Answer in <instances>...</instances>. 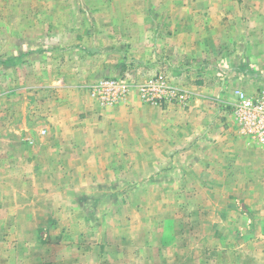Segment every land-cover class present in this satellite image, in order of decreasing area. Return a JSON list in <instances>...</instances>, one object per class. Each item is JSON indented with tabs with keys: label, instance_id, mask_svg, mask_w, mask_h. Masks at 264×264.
<instances>
[{
	"label": "rangeland",
	"instance_id": "obj_1",
	"mask_svg": "<svg viewBox=\"0 0 264 264\" xmlns=\"http://www.w3.org/2000/svg\"><path fill=\"white\" fill-rule=\"evenodd\" d=\"M249 6L258 8V17H247ZM144 24L156 28L154 34H170L175 25V30L180 27L187 34L209 39L215 35L212 29H216L218 36L227 35L234 45L221 46L213 59L207 58L217 68L206 74L204 60L182 57L180 67L182 73H192L189 78H179L181 73L174 75L177 64L171 54L164 55L165 62L158 68L143 74L136 62L130 66L121 56L119 60L126 63L122 71L92 80L77 75L88 68L81 55L103 58L116 48L124 55L130 41L141 38ZM243 25L250 39L264 41V0H0V122L5 125L2 134L0 131V264H158L172 253L181 264H211L207 261L210 249L186 238L203 231L209 213L219 218L230 216L218 229L231 235L230 247L246 245L242 240L245 231L259 227L264 230V224L251 227L244 217L241 219L240 176H229L227 182L228 176L206 174L204 149L198 148L195 156H165L160 160L142 156L137 149L139 142L136 151L130 152L132 144L122 141L111 153L114 157L103 159L94 157L100 152L91 150L83 157L74 143L55 142L57 137L46 139L47 144L41 141L49 123L43 111L49 113L55 96L47 84L62 78L83 86L93 102L103 108L124 101L131 90L146 105L165 109L178 106L183 113L195 106L197 118L208 119L204 114L212 118L214 132L215 118L221 117L222 129L240 138L245 135L240 127V108L236 106L240 92L253 99L264 98L261 87L246 93L237 85V75L224 72L240 61L238 40L246 35ZM223 49L224 58L220 60ZM234 51L238 54L232 55ZM250 67L253 70V65ZM159 75L168 90L177 94L163 92L155 102L144 99L140 86L150 84ZM198 78L204 81L203 86L191 88ZM110 79H124L130 90L121 101L104 106L94 88ZM248 81L254 84L264 81V77ZM16 110L20 111L17 115ZM22 112H27L24 118L33 129L32 134L23 129L19 136L12 123L17 118L23 122ZM188 125L187 121L185 127ZM208 129L210 126L197 122L194 132L206 135L211 132ZM134 136L141 138L138 133ZM188 144L182 143L185 147L181 149ZM207 145L204 141L198 143L206 150ZM221 178L227 186L207 184ZM237 179L239 183L234 184ZM255 244L246 247L254 246L244 262L252 259L264 264V251H260L264 243ZM184 249L197 255L195 263L190 262L192 254L184 253ZM233 259L229 252L215 256L212 262Z\"/></svg>",
	"mask_w": 264,
	"mask_h": 264
},
{
	"label": "crops",
	"instance_id": "obj_2",
	"mask_svg": "<svg viewBox=\"0 0 264 264\" xmlns=\"http://www.w3.org/2000/svg\"><path fill=\"white\" fill-rule=\"evenodd\" d=\"M249 9L250 13H248L249 11L245 12L248 14V18L250 14L256 17L259 16L257 7L252 6L251 8L249 6ZM229 17L231 18L232 16ZM249 23L254 24L252 22ZM174 26L170 34H164L159 31L154 34L156 28H152L149 24H144L141 38L131 40L130 47H126V50L123 51L125 52L124 55L117 50L118 48L109 55L105 54L103 58H101V55H94V57L81 55L82 59L86 60L88 68L81 69L77 75H82L86 79L92 80L95 76L112 75L120 70L122 71L126 63L119 60L121 56L125 58H123L124 60L130 62V66H132L133 62H136L143 74L151 70L150 68L152 70L155 66L158 68L162 61L165 62L164 55L171 54L172 60L177 64L173 67L174 75L181 73L179 78H189L192 73L188 70L182 73L181 62H179L182 57H199L197 58V62L204 60L202 62L204 65L203 71L206 74L217 68L207 58L213 59L218 53V48L221 46L224 47L227 44L228 47H233L234 45V42H231L227 35H224V37L218 36L216 29H212L215 35L210 36L209 39L207 37L201 38L200 36H196L195 33L187 34L183 30H180V27L175 30ZM223 27L221 25V30ZM245 30L246 28L243 25L242 31L244 34H246ZM248 30L250 31V29ZM180 31L182 32L179 33ZM238 44L240 45L238 46L240 47V61H237V66L234 64V66L226 67L225 74H232L231 76L237 75V79H240L237 85H240V89L243 91H247L246 93L254 92L255 87L264 89V81H258L254 84L248 81V79H262L264 77V41L255 40L254 38L250 39L248 34H242V36L240 35ZM224 52L225 49L221 50L220 56L222 58L220 57V60H223ZM233 54L237 55L238 52L234 51L232 52ZM251 65H253V70H251ZM252 73L254 74L252 75ZM50 74L48 75L50 76ZM51 76L53 77V75ZM20 79L16 80L19 81ZM58 80H51L50 84H47V87H51L50 89H52L51 94L55 96L52 97V103L49 105V113H47V110L43 111L47 114L49 123L45 125L47 127L45 133L47 135L41 137L44 139L41 140L42 143L47 144L49 140L46 139L57 137L58 140L55 142L61 141L60 143L64 145L70 142L74 143L76 149H80V152H82V156L84 152L91 150V152L102 153V155L99 153V155H95L94 157L103 159L114 157L115 155L111 153L117 151V146L122 141L126 142L127 145L132 144L128 148L130 152L136 151V144L139 142L140 147L138 148L137 146V149L141 151L142 156L158 158L160 160L165 158V156L175 159L186 155L190 156L191 154L194 155L198 148L204 149L206 155L203 166L206 168L207 175L214 173L228 176L226 177L227 182H230L231 177L237 176L238 178L240 176V187L243 186L240 188L241 219L244 217L246 219L245 223L250 224L251 227L256 224L257 226L264 224V144H261L264 142H259L256 138L247 135H240V138L232 137L228 131L222 129L221 123L223 124L224 122L221 117L215 118L217 131L214 132L212 129L214 125H210L212 118L207 116V114H204V117H208V119L197 118L196 111L198 112V110L195 106L186 110L189 113H183V109L178 106H169L170 108L166 109L159 106H150L141 103L135 93H133L134 90H131V95L124 101L115 106L103 108L93 102L92 97L83 86L73 84L72 81L65 78H62L61 81ZM203 84L204 81L198 78L192 82L190 87L198 88L202 87ZM227 96H230L229 92ZM32 112H35V110H32ZM175 112L178 115H175ZM19 113L20 111L17 112L16 110L15 114ZM22 113L23 118L27 116V112ZM23 118V122H19L18 118L14 120L12 123L13 128H16L15 131L20 133L23 132V129H26L30 132L29 134H32L31 130L33 127L30 123H27V118ZM170 118H173V120ZM187 121L189 125L185 127ZM197 122H202L206 127L210 126L211 129L208 130L211 132L206 135H198L197 132H194L197 128ZM6 125L8 124L6 123ZM167 127H170L169 131H166ZM4 128L5 125L0 122L1 134ZM137 133L141 136L140 139L134 136ZM58 134H60V137H58ZM21 135L23 134L21 133L19 136ZM1 140L3 141L2 137L0 138ZM29 140L33 143L31 138ZM201 141L208 144V150L198 146V143L200 144ZM182 143L190 144H188L185 150H182L181 147H185L181 146ZM33 147L34 145L31 148ZM128 157L132 158L133 155H129ZM237 181L233 183L238 184L239 181ZM227 182L222 181L221 178L217 182L207 181V184L209 186H227ZM206 203L204 202L205 205ZM208 216L204 218L206 222L202 224V227H204L203 231H200L202 235L200 232L195 231L189 236L190 238H186L193 240V242H200L199 245L207 247V250L210 249L207 253V256L210 257L207 260L209 263L215 264L212 262L215 256H225L230 252L234 255L233 261L228 262L224 260L220 264H259L252 259H247L244 262V258L254 247L246 248L247 246L256 245L255 242L264 243V230L261 231L259 227L258 230L252 228L245 231V234H242V240L245 239L243 243L246 241V245L242 246L240 244V246L230 247L231 243L229 242L233 241L231 235L225 234L227 232L222 234L218 231L220 226L229 221L230 216L225 215L223 218H219L215 217L213 213L212 215L209 213ZM210 226L211 230L207 231V227L210 229ZM243 227H247V225ZM237 235L238 233L236 232ZM115 250L118 252V248H115ZM121 250L123 251V249ZM260 251H264V246L261 247ZM184 253L192 254L187 249H184ZM170 255L173 256L172 260H169ZM170 255L167 261L158 264H181V259H178L176 253ZM196 256L192 254V261L190 262L195 263ZM249 256H253V252ZM117 263H120V261Z\"/></svg>",
	"mask_w": 264,
	"mask_h": 264
},
{
	"label": "built area",
	"instance_id": "obj_3",
	"mask_svg": "<svg viewBox=\"0 0 264 264\" xmlns=\"http://www.w3.org/2000/svg\"><path fill=\"white\" fill-rule=\"evenodd\" d=\"M130 90V85L124 79L103 80L95 86V94L99 97L102 105H112L124 99ZM140 92L148 101H159L163 92H169L175 96L177 92L168 90L162 76L159 75L150 84L140 86ZM240 108V127L243 134L264 142V98H250L242 92L239 94V102L236 105Z\"/></svg>",
	"mask_w": 264,
	"mask_h": 264
}]
</instances>
